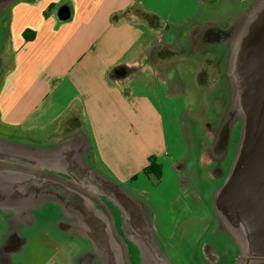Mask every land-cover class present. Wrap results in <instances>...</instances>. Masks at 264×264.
Returning a JSON list of instances; mask_svg holds the SVG:
<instances>
[{
  "label": "crops",
  "instance_id": "obj_1",
  "mask_svg": "<svg viewBox=\"0 0 264 264\" xmlns=\"http://www.w3.org/2000/svg\"><path fill=\"white\" fill-rule=\"evenodd\" d=\"M255 1L190 0L181 4V10L184 4L191 8L180 19H164L146 0H0V139L45 148L49 155L84 148L88 165L102 176L129 188L143 183L151 178L144 172L150 157L162 171L168 166L163 117L175 110L167 104L178 97L172 89L182 86L183 68L193 67L181 63L197 66L195 85L214 81L202 72L205 66L223 71L224 77L230 31ZM226 6L230 12L224 15ZM151 119L160 126L157 143L147 135ZM118 150L131 151L135 165L120 169ZM167 159L179 174L175 202L188 196L198 216L174 214L171 225L164 215L157 225L153 204H161L140 200L165 256L171 264H234L240 246L221 228L214 202L209 214L203 203L210 187L215 192L214 182L223 178L194 176V159L188 155ZM109 204L129 254L142 264L128 221ZM64 220L60 229L72 231L73 224ZM78 234L94 245L86 234ZM223 235L235 248L230 263L227 243L219 240ZM91 249L86 256L100 258Z\"/></svg>",
  "mask_w": 264,
  "mask_h": 264
},
{
  "label": "water",
  "instance_id": "obj_2",
  "mask_svg": "<svg viewBox=\"0 0 264 264\" xmlns=\"http://www.w3.org/2000/svg\"><path fill=\"white\" fill-rule=\"evenodd\" d=\"M229 42L227 114L212 146L221 178L232 129L239 121L242 129L232 168L214 192L213 209L221 228L240 246L241 257L234 264H264V0L254 2L230 31ZM47 150L0 139V208L14 217V227L33 224V212L45 204H61L73 224L68 233L86 234L106 264H122V259L132 264L111 203L128 221L141 263L171 264L141 201L93 170L87 150L74 154L61 148L53 155Z\"/></svg>",
  "mask_w": 264,
  "mask_h": 264
},
{
  "label": "rangeland",
  "instance_id": "obj_3",
  "mask_svg": "<svg viewBox=\"0 0 264 264\" xmlns=\"http://www.w3.org/2000/svg\"><path fill=\"white\" fill-rule=\"evenodd\" d=\"M161 1V4H159L158 0H146V2H150V4H147V7L154 8L161 15V18L164 19L169 18V16H172L173 19H180L191 8L189 5L184 4L182 10L180 9L182 3L190 2V0H179L180 2L176 6L177 8L174 6L178 0ZM222 9L224 10V15L230 12V8L227 6ZM227 41L229 42V40ZM229 44L231 45V42ZM181 64H187L193 67H184L183 72L180 70L183 75V84L181 86L180 82V87L174 85L172 89L175 91L174 93L178 92L176 94L178 97L174 98L170 104L166 103L170 110L172 109L171 104L175 106L173 113L167 112L164 114L165 117H163L165 144L167 145L168 154L164 163L166 162L168 166L162 171L160 179L157 178L155 173H151V178H148L150 182L148 179L142 177L146 181L143 179V183L133 184L131 185L132 188H129L126 183H118L124 189H129V193L131 192L136 199L143 200L144 202L147 201L148 205L149 201H155L161 204L160 206L153 204V213L157 219V225L164 215L167 216V220L171 225L176 218L174 214L185 217L191 216L193 213L197 215L195 210L188 205L190 204L187 202V199H189L188 196H180L175 202L178 195L176 179L179 174H176L177 171L174 167L170 166L171 161L167 158L172 157L177 160L188 155L189 159H194V176L199 175L204 180L210 179V176L215 173V167H218L215 166L218 165L217 160L212 156V146H215L216 132L223 124L224 115L227 114V101L224 100L227 98L228 91L226 72H224L223 77V71L216 68L213 72L205 66L202 72H208L209 76H215L214 81L210 83L207 79L205 83L202 82L203 84L195 85V71L197 66H195L194 62H184ZM193 73L194 81L192 80ZM221 85L222 87L218 89ZM198 104L200 106L199 108ZM148 120H145V123ZM155 122L156 120L154 119L150 120L151 130L149 129L147 135L149 136V142L151 139L152 142L157 143L162 137L158 135L156 138L160 126L159 124H155ZM241 129L242 121H239L232 129L228 157L225 160V164L222 165L226 174L223 180L214 182V190L225 182L232 168L238 152ZM10 133L12 134V132ZM16 137L18 136L16 135ZM117 153L119 156L117 163H119V168L122 170L125 169V165L133 166L137 162V159H133L131 151L118 150ZM150 159L151 157L148 159V165H150ZM160 182H162L161 185ZM205 183L207 184L208 182L205 181ZM211 187L209 193L204 195L203 202L205 203L204 206L207 208L208 214L210 213L208 207H210L211 211V204L214 202V191ZM140 189L147 192V195H144ZM206 202L209 206H207ZM196 212L198 213V211ZM33 217L35 220L33 224H25V226L22 225L20 228H16L12 225L14 217H11L10 214L7 215L0 208V264H78V261L81 259H86L85 252L92 248L91 243L83 241L74 234L63 232L60 229V224L66 222L61 204H45L37 212H33ZM219 240L224 244L227 243V247L229 248L227 258L228 263H230L236 255L235 248H233V245L229 243L224 235ZM56 249L60 251L58 252ZM64 251H67V256H63ZM131 253L133 255L134 251H131ZM90 264L106 263L102 258H94Z\"/></svg>",
  "mask_w": 264,
  "mask_h": 264
},
{
  "label": "flooded vegetation",
  "instance_id": "obj_4",
  "mask_svg": "<svg viewBox=\"0 0 264 264\" xmlns=\"http://www.w3.org/2000/svg\"><path fill=\"white\" fill-rule=\"evenodd\" d=\"M227 160V159H226ZM225 162L226 161H224L223 162V164H225ZM215 166H218V165H215ZM222 166V165H221ZM216 168V170H215V173L213 174V176L214 177H216V178H219L220 177V175L222 174V171H220V169L218 168V167H215ZM105 200V199H104ZM106 201V200H105ZM206 204H207V202H206ZM108 205H109V207L111 208V206H110V204L108 203ZM212 205V204H211ZM207 206H209L208 204H207ZM208 209H209V212H210V207H208ZM111 210H112V208H111ZM211 210H212V208H211ZM114 212V211H113ZM114 216H115V214H114ZM116 217V216H115ZM116 224H117V226H119V220L117 221V217H116ZM121 232V231H120ZM92 246V249H94L93 248V245H91ZM59 249V248H58ZM91 249V248H90ZM90 249H89V251H90ZM91 249V250H92ZM57 250V249H56ZM58 251V250H57ZM60 251V250H59ZM58 251V252H59ZM93 251V250H92ZM93 259L94 258H90L89 257V255H87L86 256V259H84V260H80V261H78V264H90V261L91 262H93ZM130 261H131V263L132 264H136L135 263V260H134V258H133V256H131V254H130ZM122 264H125V262L123 261V259H122Z\"/></svg>",
  "mask_w": 264,
  "mask_h": 264
},
{
  "label": "trees",
  "instance_id": "obj_5",
  "mask_svg": "<svg viewBox=\"0 0 264 264\" xmlns=\"http://www.w3.org/2000/svg\"><path fill=\"white\" fill-rule=\"evenodd\" d=\"M141 15L147 17L148 19H152L153 16L150 15H145L143 14V12H141ZM146 173V175H150L151 173H155V175L157 176L158 179H160L161 175H162V169L161 166L159 164L156 163V161L152 159H150V165L148 166V169L144 171Z\"/></svg>",
  "mask_w": 264,
  "mask_h": 264
},
{
  "label": "bare ground",
  "instance_id": "obj_6",
  "mask_svg": "<svg viewBox=\"0 0 264 264\" xmlns=\"http://www.w3.org/2000/svg\"><path fill=\"white\" fill-rule=\"evenodd\" d=\"M217 22H219V21H217ZM197 63H198V62H197ZM201 68H202V67H201ZM216 71H217V70H216ZM215 73H216V72H215ZM214 77H215V76H214ZM207 83H208V82H207ZM214 84H215V83H214ZM205 85H206V84H205ZM205 85H204V86H205ZM210 85H211V84H210ZM210 85H209V86H210ZM197 92H198V90H197ZM201 93H202V92H201ZM202 100H203V99H202ZM203 101H204V100H203ZM201 102H202V101H201ZM200 104H201V103H200ZM199 107H200V106H199V104H198V108H199ZM198 108H197V109H198ZM200 110H201V109H200ZM196 113H197V112H196ZM203 115H204V114H203ZM202 117H203V116H202ZM64 126H65V125H64ZM71 131H72V130H71ZM194 180H195V179H194Z\"/></svg>",
  "mask_w": 264,
  "mask_h": 264
}]
</instances>
